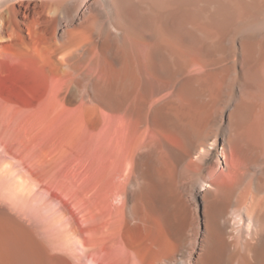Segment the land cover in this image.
Masks as SVG:
<instances>
[{"label":"bare ground","instance_id":"6f19581e","mask_svg":"<svg viewBox=\"0 0 264 264\" xmlns=\"http://www.w3.org/2000/svg\"><path fill=\"white\" fill-rule=\"evenodd\" d=\"M20 61L46 88L0 97V144L51 201L23 264H264V0H0Z\"/></svg>","mask_w":264,"mask_h":264},{"label":"rangeland","instance_id":"374dc122","mask_svg":"<svg viewBox=\"0 0 264 264\" xmlns=\"http://www.w3.org/2000/svg\"><path fill=\"white\" fill-rule=\"evenodd\" d=\"M23 26L25 27V24ZM27 33L29 34L27 30H22V27L16 29L11 27L8 30V35L14 36L18 42L17 46L20 45L22 49L24 48V51H35L36 48L43 52L46 51L50 42L48 35H28ZM25 37H28L27 40H25ZM20 47L18 48L23 51ZM16 51L18 52V50ZM22 61H20L21 63L5 62L0 66V97H2V100L4 99V102H8L4 107L6 106V108L8 107L13 110L15 105L18 106L15 109L22 107L21 109H25L22 110V112H25L26 109L28 110L29 108L36 106L42 98H40V95L43 96L44 94L43 92L46 87L43 86V81L45 83L46 78L43 77V80L42 76L38 74L39 71L32 68L36 65L28 66V61L27 63L23 62L26 64L23 65ZM49 65L50 64H48V67L51 68L52 66ZM37 67L39 69L40 66H36V68ZM41 67L44 68L43 65H41ZM33 70L37 72L35 73ZM9 103L11 104V107L9 106ZM1 104L0 106H2ZM12 104L14 105L12 106ZM9 109H3V107H1L0 116H4L5 112L10 114ZM32 109H29L30 112ZM20 110L18 111L20 112ZM22 112V116L27 115V117L25 116V119L31 117V113L28 115L27 112L26 114H22ZM13 113L15 112L13 111ZM18 113H16V118H19L20 113ZM25 119H20V121H18L23 123ZM21 145H17L13 148L15 150L17 149L15 152L13 149H5V147L0 144V264H23V261L20 258V247L24 246L26 242H30L31 235L40 238L38 230H42V223L40 222V218L43 216L42 212L46 215L49 207H51V201H49L50 196L46 194V190L40 189V187L37 186L38 184L34 177L30 173L31 176H28L26 171H24V169H28L27 172H30L29 165L24 163L21 159L20 155L23 153L21 150L24 151L25 149L24 144ZM23 165L27 168L23 167ZM33 199L35 200L33 201ZM42 208L43 211H41ZM45 217L49 218L48 216ZM45 217L43 218L46 219ZM57 252H43L41 248L39 251L37 250L38 256L42 257V259L46 260L49 264H75L67 254Z\"/></svg>","mask_w":264,"mask_h":264}]
</instances>
